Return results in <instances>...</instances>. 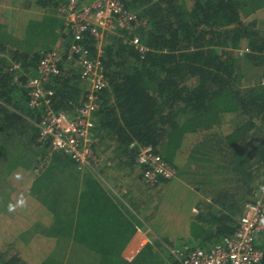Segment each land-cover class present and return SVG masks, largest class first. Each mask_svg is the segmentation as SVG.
<instances>
[{
	"label": "trees",
	"instance_id": "1",
	"mask_svg": "<svg viewBox=\"0 0 264 264\" xmlns=\"http://www.w3.org/2000/svg\"><path fill=\"white\" fill-rule=\"evenodd\" d=\"M67 1L11 0L16 9L0 16V186L17 200L32 198L50 220L2 243L0 264H65L71 248L75 264H173L172 249H210L232 236L264 186V86L257 82L264 74L252 82L257 74L249 75L264 67V0H122L139 24L104 37L108 84L93 113L92 147L106 156L105 177L109 162L136 174L142 194L161 190L144 219L139 205L40 139L29 81L58 42L64 62L48 85L52 108L74 114L84 101L80 66L65 61L71 33L58 8ZM93 43L86 32L82 44L92 54ZM141 146L174 177L147 185L136 159ZM9 192L0 193V213L13 207ZM256 245L264 252V230Z\"/></svg>",
	"mask_w": 264,
	"mask_h": 264
},
{
	"label": "built area",
	"instance_id": "2",
	"mask_svg": "<svg viewBox=\"0 0 264 264\" xmlns=\"http://www.w3.org/2000/svg\"><path fill=\"white\" fill-rule=\"evenodd\" d=\"M63 23L71 33V42L66 59L80 66V77L84 87V101L70 114L52 108L53 91L50 80L58 76L64 56L57 50L43 54L37 65V74L30 79L28 105L40 110L37 127L40 139L49 143L52 151L67 154L79 171H89L100 178L102 158L93 151L94 114L98 108V95L107 87V80L100 62L102 44L106 34L138 25L136 15L123 6L122 0H91L82 4L80 0H68L58 8ZM93 38L95 53L83 44L84 34ZM140 51L137 40L132 41ZM257 82L264 86V76ZM137 162L143 167V181L152 186L157 178L170 180L174 171L148 146L138 150ZM264 230V187L252 204L246 205L238 221L235 233L210 249L184 247L172 249L173 264H264V252L257 248L258 233Z\"/></svg>",
	"mask_w": 264,
	"mask_h": 264
},
{
	"label": "rangeland",
	"instance_id": "3",
	"mask_svg": "<svg viewBox=\"0 0 264 264\" xmlns=\"http://www.w3.org/2000/svg\"><path fill=\"white\" fill-rule=\"evenodd\" d=\"M11 0H5L4 3L6 2L7 4L10 3ZM261 26L262 29V33L264 35V23H260L259 24ZM61 43L58 42L55 47L53 48V50H57L59 51L61 54L62 50L60 48ZM65 61H71V60H65ZM66 64H70L65 62ZM251 74H257V76H255L252 81H256V78H259L260 75L264 74V67H261L257 70L255 69H249V75ZM250 82V83H251ZM71 114V113H70ZM225 119L227 120L228 123H230V117H225ZM102 158V157H101ZM42 165V163L40 164ZM115 168V167H114ZM192 168V167H191ZM193 169V168H192ZM195 170V169H193ZM197 171V169H196ZM201 172V170H198ZM103 177H105L104 175H102ZM107 179V177H105ZM215 178V179H214ZM8 179V178H7ZM217 177H213V181H216ZM105 180V179H104ZM109 180H105L104 184L106 187H108V185L112 188V184L111 182H108ZM107 182V184H106ZM183 182V181H182ZM184 184H186L185 182H183ZM187 185V184H186ZM189 186V188H191L192 190H194V188L191 185H187ZM264 187L263 185L261 186V188ZM261 188L259 189V191L256 192L255 197L257 199V197H259L260 192H261ZM205 193L208 192V189L211 190V187H202L201 188ZM143 188L141 187L138 188V192L139 196H141L139 199L142 200L146 197L144 196L145 194L148 196L147 198H150L148 201V203L142 202L139 205V214H140V218L144 219L145 216H148L150 214V212H152L153 207L156 203V201H158L160 195H161V190L160 189H156L154 191H150V192H145V194H142L143 192ZM145 191V190H144ZM195 191V190H194ZM6 193L9 192V188L7 187V185L5 184L4 186H0V193ZM11 192V191H10ZM9 192V197H12L13 202V207L10 209L9 213H0V245L2 243L5 242H11L12 240H14V237L17 236L18 233L24 231L28 226H30L32 223L35 222H43V223H49L50 220L48 218V216L46 217L43 214V210L39 207V204L37 202H35L32 198L29 197H24L20 200L15 199V195L13 194V192H11L10 194ZM196 192V191H195ZM197 193V192H196ZM11 195V196H10ZM197 195L199 196L200 199H203L205 202H209V198L205 196V194L202 193H197ZM249 204V203H248ZM246 204V205H248ZM245 205V207H246ZM44 215V216H42ZM77 249H68L65 251L66 253V257H67V261L65 262V264H75V252ZM83 252H79L78 254L83 255ZM78 257V256H77ZM84 257V256H83Z\"/></svg>",
	"mask_w": 264,
	"mask_h": 264
},
{
	"label": "crops",
	"instance_id": "4",
	"mask_svg": "<svg viewBox=\"0 0 264 264\" xmlns=\"http://www.w3.org/2000/svg\"><path fill=\"white\" fill-rule=\"evenodd\" d=\"M18 8V7H17ZM16 8L13 7L10 4L4 3V0L2 3H0V16L2 14L5 13V11H11V10H15ZM18 11L20 12H24L26 11L25 9L23 10L22 7L18 8ZM4 18V17H3ZM8 19V18H7ZM4 20H2L3 22ZM9 21V20H8ZM264 23V20L261 21V23ZM5 23H8V29L11 31V27L15 28L13 24H11V22H7V20H5ZM102 160L105 162L106 156H102ZM105 165H107L106 167V173L108 177L107 179L105 177L102 176L101 173H99L100 178L98 177V179L104 184L105 180H109L108 182L113 185L112 188L108 185V189L110 191H112L113 195L115 197H117L118 199L122 200L123 196H127L128 199H131L132 202H134L137 206L140 205L141 200L139 199L141 196H139L138 192V188L141 189V184L139 182V180L136 178V174H126L125 172L119 171L116 168H114L113 164L107 162L105 163ZM136 172V171H135ZM110 178V179H109ZM105 179V180H104ZM107 184V182H106ZM105 185V184H104ZM196 196L197 193H195ZM147 196V195H146ZM148 197V196H147ZM150 199V198H148ZM145 203L146 202L145 200Z\"/></svg>",
	"mask_w": 264,
	"mask_h": 264
}]
</instances>
